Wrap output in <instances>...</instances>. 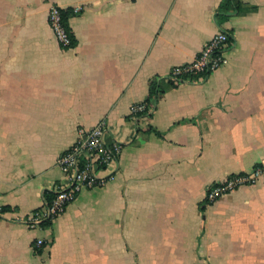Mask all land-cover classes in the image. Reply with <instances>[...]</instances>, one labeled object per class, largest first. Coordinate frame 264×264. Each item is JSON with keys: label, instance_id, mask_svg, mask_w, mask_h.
<instances>
[{"label": "crops", "instance_id": "crops-1", "mask_svg": "<svg viewBox=\"0 0 264 264\" xmlns=\"http://www.w3.org/2000/svg\"><path fill=\"white\" fill-rule=\"evenodd\" d=\"M240 1L221 24L222 0H0V264H264V173L206 201L264 160V0ZM52 6L78 12L75 47L55 38ZM221 30L229 63L169 88ZM155 80L164 92L133 120ZM103 120L122 145L108 182L30 229L61 154Z\"/></svg>", "mask_w": 264, "mask_h": 264}, {"label": "built area", "instance_id": "built-area-1", "mask_svg": "<svg viewBox=\"0 0 264 264\" xmlns=\"http://www.w3.org/2000/svg\"><path fill=\"white\" fill-rule=\"evenodd\" d=\"M63 11L59 6H52L48 14V23L59 44L64 48H70L73 34L64 23ZM75 13L78 12L75 11ZM231 46L232 40L229 33L224 30L219 31L205 44L192 63L175 67L170 72L169 80L178 81L179 77L189 74L206 75L220 69L229 63L227 51ZM151 104L144 102L132 105L129 110L130 117L136 120L147 113ZM106 133L107 123L104 120L91 130H79L76 142L63 152L58 160L63 178L51 190L54 197L50 202L45 200L44 206L32 212L26 219L30 229L43 228L44 222L51 223L65 213L69 204L83 188L104 186L108 182V178L100 177L98 174L119 158L122 145L117 141L108 144ZM263 173L264 160H261L251 173L233 176L227 181L210 186L206 201L215 202L234 191L239 185L255 184ZM43 245L44 240L36 241V247Z\"/></svg>", "mask_w": 264, "mask_h": 264}, {"label": "trees", "instance_id": "trees-1", "mask_svg": "<svg viewBox=\"0 0 264 264\" xmlns=\"http://www.w3.org/2000/svg\"><path fill=\"white\" fill-rule=\"evenodd\" d=\"M244 4L243 2H241L240 0H222L218 10H217V15L219 18V21L221 24H223L224 22H226L232 15L233 13H239L243 10ZM75 15V12L73 10H64L63 11V19H64V23L65 25L69 27V20L70 18ZM72 46L71 47H75L77 45V40L76 38L73 36L72 37ZM199 74H189V75H184L179 77V80H191L192 77L194 76H198ZM177 80H168L167 84L169 86V88H173L177 86ZM164 92L163 90V82L162 81H158L155 80L151 83L150 85V93H149V103L157 100L158 97H160V95ZM247 174V173H243ZM54 197V193L51 192H47L45 195V198L48 202H50L52 200V198ZM4 212V209H1V212ZM50 222H44L43 225L44 226H48L50 225Z\"/></svg>", "mask_w": 264, "mask_h": 264}, {"label": "rangeland", "instance_id": "rangeland-1", "mask_svg": "<svg viewBox=\"0 0 264 264\" xmlns=\"http://www.w3.org/2000/svg\"><path fill=\"white\" fill-rule=\"evenodd\" d=\"M253 171V170H252ZM251 171V172H252ZM250 172V173H251ZM241 176V175H243V173H237V174H231V175H229V176H227L225 179H223V180H221L220 182H217V183H214L213 185H216V184H219V183H221V182H224V181H227V180H229L230 178H232L233 176ZM247 185H253V184H247ZM241 186L239 185L235 190H237L238 188H240Z\"/></svg>", "mask_w": 264, "mask_h": 264}]
</instances>
